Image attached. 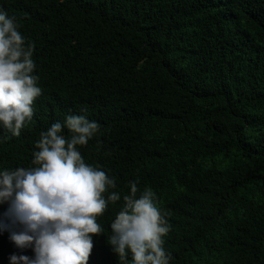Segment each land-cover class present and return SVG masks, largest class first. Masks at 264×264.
Segmentation results:
<instances>
[{"label":"trees","instance_id":"16d2710c","mask_svg":"<svg viewBox=\"0 0 264 264\" xmlns=\"http://www.w3.org/2000/svg\"><path fill=\"white\" fill-rule=\"evenodd\" d=\"M0 10L34 43L42 89L19 136L0 128V170L33 167L40 133L85 115L100 130L78 150L115 177L109 191L138 180L156 193L170 264H264V0H0ZM122 203L97 217L88 264H120L107 239ZM13 253L34 256L0 234V264Z\"/></svg>","mask_w":264,"mask_h":264},{"label":"clouds","instance_id":"9594fccd","mask_svg":"<svg viewBox=\"0 0 264 264\" xmlns=\"http://www.w3.org/2000/svg\"><path fill=\"white\" fill-rule=\"evenodd\" d=\"M34 47L0 10V128L14 136L32 120L33 103L42 93L33 74ZM99 130L85 115H67L40 133L33 167L0 170V205L7 206L0 213V234L7 232L17 249L34 253H13L9 264H88L93 237L104 232L97 217L121 200L107 239L120 264L129 254L131 264H170L163 239L170 226L156 193L150 187L141 191L138 180L128 182L123 196L109 191L117 187L115 177L87 164L78 150Z\"/></svg>","mask_w":264,"mask_h":264}]
</instances>
